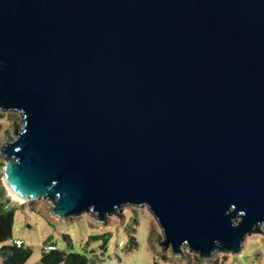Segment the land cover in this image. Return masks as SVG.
Instances as JSON below:
<instances>
[{
	"label": "water",
	"instance_id": "water-1",
	"mask_svg": "<svg viewBox=\"0 0 264 264\" xmlns=\"http://www.w3.org/2000/svg\"><path fill=\"white\" fill-rule=\"evenodd\" d=\"M0 111L20 203L145 205L177 259L264 236V0H0Z\"/></svg>",
	"mask_w": 264,
	"mask_h": 264
},
{
	"label": "rangeland",
	"instance_id": "rangeland-1",
	"mask_svg": "<svg viewBox=\"0 0 264 264\" xmlns=\"http://www.w3.org/2000/svg\"><path fill=\"white\" fill-rule=\"evenodd\" d=\"M21 128L18 113L0 111V146L10 142L14 138V130L19 131ZM4 164V158L0 155L2 185ZM5 194L10 200V208L14 209L12 238L5 244L20 241L30 247L32 254L25 264L37 263L42 249L51 245L60 251L85 254L105 264H264V236H261V232L247 236L237 255L219 253L198 262V256L181 249L182 254L177 259L170 249L162 251L159 246L163 238L161 229L145 205L124 206L116 210V216L107 215L101 222L88 213L58 219L52 216V204L47 200L20 203L15 202L6 190ZM259 230L263 229L260 227ZM64 235L71 239V248L63 239ZM91 236L104 238L93 241ZM131 237L137 242L133 250L127 246Z\"/></svg>",
	"mask_w": 264,
	"mask_h": 264
},
{
	"label": "trees",
	"instance_id": "trees-1",
	"mask_svg": "<svg viewBox=\"0 0 264 264\" xmlns=\"http://www.w3.org/2000/svg\"><path fill=\"white\" fill-rule=\"evenodd\" d=\"M14 218V209L10 208V200L6 197L5 189L0 182V264H25L28 258L32 254L30 247L17 242L11 244H5L12 238V226ZM152 234V233H151ZM99 237L104 236H91V240L96 241ZM63 239L67 242L68 247H72V241L68 235H64ZM50 239L47 240L49 242ZM127 246L130 250L137 247V242L130 238L127 242ZM53 250L44 247L40 259L35 264H105L96 258H92L85 254H78L73 252H64L55 248ZM103 247V246H102ZM198 262H201V258H197Z\"/></svg>",
	"mask_w": 264,
	"mask_h": 264
},
{
	"label": "built area",
	"instance_id": "built-area-1",
	"mask_svg": "<svg viewBox=\"0 0 264 264\" xmlns=\"http://www.w3.org/2000/svg\"><path fill=\"white\" fill-rule=\"evenodd\" d=\"M20 243H21V242H17L18 246H20ZM47 248H48V249H51V250L54 249V247H51V246H50V247H47Z\"/></svg>",
	"mask_w": 264,
	"mask_h": 264
},
{
	"label": "bare ground",
	"instance_id": "bare-ground-1",
	"mask_svg": "<svg viewBox=\"0 0 264 264\" xmlns=\"http://www.w3.org/2000/svg\"><path fill=\"white\" fill-rule=\"evenodd\" d=\"M7 192L9 193V191H8V190H7ZM9 194H10V193H9ZM10 196H11V195H10ZM11 197H12V196H11ZM12 198H13V197H12ZM13 200H14L15 202H18V201H17L16 199H14V198H13Z\"/></svg>",
	"mask_w": 264,
	"mask_h": 264
},
{
	"label": "crops",
	"instance_id": "crops-1",
	"mask_svg": "<svg viewBox=\"0 0 264 264\" xmlns=\"http://www.w3.org/2000/svg\"><path fill=\"white\" fill-rule=\"evenodd\" d=\"M16 242H20V241H16Z\"/></svg>",
	"mask_w": 264,
	"mask_h": 264
}]
</instances>
